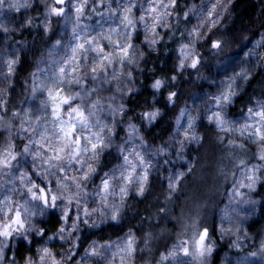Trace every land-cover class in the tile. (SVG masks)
I'll return each instance as SVG.
<instances>
[{
  "label": "clouds",
  "instance_id": "9594fccd",
  "mask_svg": "<svg viewBox=\"0 0 264 264\" xmlns=\"http://www.w3.org/2000/svg\"><path fill=\"white\" fill-rule=\"evenodd\" d=\"M0 264H264V0H0Z\"/></svg>",
  "mask_w": 264,
  "mask_h": 264
}]
</instances>
